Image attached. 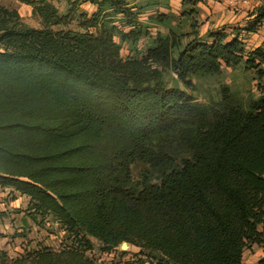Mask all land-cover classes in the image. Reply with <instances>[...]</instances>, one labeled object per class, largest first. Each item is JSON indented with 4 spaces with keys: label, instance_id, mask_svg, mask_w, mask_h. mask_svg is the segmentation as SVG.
Here are the masks:
<instances>
[{
    "label": "trees",
    "instance_id": "trees-1",
    "mask_svg": "<svg viewBox=\"0 0 264 264\" xmlns=\"http://www.w3.org/2000/svg\"><path fill=\"white\" fill-rule=\"evenodd\" d=\"M18 1L42 27L0 5V188L26 196L28 216L51 217L71 243L39 246L14 263L241 264L247 245L264 242V92L246 107L224 95L211 110L164 86L156 70L108 77L75 54L100 47L101 59L118 61L114 37L132 45L147 36L145 23L168 30L149 38L145 58L181 79L218 74L244 57L264 76V49L247 51L224 28L211 43L191 30L182 44L171 14L144 23L141 6L126 0H65L64 15L49 0ZM86 3L95 6L90 16L79 12ZM118 14L127 32L113 25ZM252 16L246 32L264 7ZM72 20L80 30L68 28ZM137 162L147 169L135 180ZM90 238L102 253L125 242L158 258L100 262L86 253Z\"/></svg>",
    "mask_w": 264,
    "mask_h": 264
},
{
    "label": "rangeland",
    "instance_id": "rangeland-1",
    "mask_svg": "<svg viewBox=\"0 0 264 264\" xmlns=\"http://www.w3.org/2000/svg\"><path fill=\"white\" fill-rule=\"evenodd\" d=\"M49 1L58 9L60 15L66 14L68 6L65 0ZM126 1L129 6L134 4L141 6L140 10L143 13H140L139 19L144 23L151 12H156L155 15L164 10L152 8L151 0ZM255 4L257 6L252 7L250 15L259 7H264V0H257ZM0 5L16 10L24 25L37 29L42 27L39 18L32 14L30 5L21 3L18 0H0ZM94 10L95 6L87 3L79 7V12H85L88 16ZM132 10L135 11V9ZM178 13L171 19L170 26L181 38L182 44H185L192 38L191 30H195V26L191 24H194L195 21L190 15H183V12L180 11ZM123 18L122 14H118L110 19L118 30L127 32L130 27L124 25ZM144 26H148L147 36L141 37L132 45L127 42L122 43L119 36L114 37L115 43L120 46V60L118 61L111 62L101 59L98 56V52L102 50L100 47L82 50L75 54L76 59L85 62L89 68L108 77L116 76L115 74L123 73L130 68L144 69L145 71L156 70L159 72L164 86L167 88L175 87L183 91L192 103L208 106L211 110L221 109L220 104H222L224 95L229 102L246 107L248 102L255 100L264 92V76L258 75L256 68L246 66L244 63L246 57L235 67H226L223 64L218 74L188 77L186 79L179 78L178 74L167 64L161 65L145 58L147 49L151 46V39L149 38L154 37L157 32L167 33V28L154 23H145ZM68 28L80 30L76 20L70 21ZM176 54L177 50H174L172 57L174 58ZM260 68L263 69L264 65L261 64ZM131 168L133 177L137 180L140 174L147 169V165L137 162ZM27 204L28 198L26 196L12 192L7 188H0V264H15L14 260L19 258H22L21 261H23V257L27 252L30 253L31 250L39 246L59 251L71 243L67 237L68 235L60 229L51 217H46L43 220L41 217H36V219L29 217L26 213ZM90 241L92 250L86 253L89 257L100 262H110L111 260L135 261L137 259H147L149 261L150 258H158L156 254L140 251L138 247L129 243H121L109 254L102 253L99 242L94 238H90ZM22 264H25V261Z\"/></svg>",
    "mask_w": 264,
    "mask_h": 264
},
{
    "label": "crops",
    "instance_id": "crops-1",
    "mask_svg": "<svg viewBox=\"0 0 264 264\" xmlns=\"http://www.w3.org/2000/svg\"><path fill=\"white\" fill-rule=\"evenodd\" d=\"M192 4L182 5V0H151L152 8L164 9L162 14H171L173 17L183 12V15H190L194 18L197 37L202 42L211 43V34L221 31L227 34V40L234 36L244 44L246 50H253L257 47L264 49V22L253 32H246L244 29L250 25L253 16L251 5L233 6L231 0H193ZM257 1V0H255ZM192 10L190 14L186 13ZM159 11V10H158ZM185 11V13H184ZM156 12H151L154 14ZM197 15V18H196ZM241 264H264V242L261 244H249L242 252Z\"/></svg>",
    "mask_w": 264,
    "mask_h": 264
},
{
    "label": "built area",
    "instance_id": "built-area-1",
    "mask_svg": "<svg viewBox=\"0 0 264 264\" xmlns=\"http://www.w3.org/2000/svg\"><path fill=\"white\" fill-rule=\"evenodd\" d=\"M230 4L233 5V6H239V5H243V4L251 5L252 7L257 6L255 4V0H231ZM262 22H264V19L262 20Z\"/></svg>",
    "mask_w": 264,
    "mask_h": 264
},
{
    "label": "water",
    "instance_id": "water-1",
    "mask_svg": "<svg viewBox=\"0 0 264 264\" xmlns=\"http://www.w3.org/2000/svg\"><path fill=\"white\" fill-rule=\"evenodd\" d=\"M123 243H125V242H123Z\"/></svg>",
    "mask_w": 264,
    "mask_h": 264
}]
</instances>
